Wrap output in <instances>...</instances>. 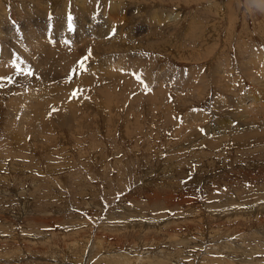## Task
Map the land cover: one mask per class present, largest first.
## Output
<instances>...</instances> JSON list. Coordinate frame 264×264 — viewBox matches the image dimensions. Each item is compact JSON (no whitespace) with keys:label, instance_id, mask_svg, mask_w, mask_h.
<instances>
[{"label":"rangeland","instance_id":"1","mask_svg":"<svg viewBox=\"0 0 264 264\" xmlns=\"http://www.w3.org/2000/svg\"><path fill=\"white\" fill-rule=\"evenodd\" d=\"M78 1L0 0V67L9 73L0 82V264H264V142L238 145L243 118L227 112L235 99L250 104L244 93L253 87L264 99L256 85L264 82V0L246 8L245 0ZM36 41L68 50L54 57L57 71ZM108 41L143 47L117 51ZM139 58L153 64L154 79L100 78L101 93L89 91L95 66L104 78L111 65L128 75ZM218 68L231 102L217 87ZM252 107L245 124L262 118L264 127V112ZM189 113L196 121L181 136ZM84 119L91 129H74ZM223 132L214 149L198 145Z\"/></svg>","mask_w":264,"mask_h":264},{"label":"bare ground","instance_id":"2","mask_svg":"<svg viewBox=\"0 0 264 264\" xmlns=\"http://www.w3.org/2000/svg\"><path fill=\"white\" fill-rule=\"evenodd\" d=\"M78 1V0H77ZM79 2V1H78ZM85 2V1H84ZM41 3V2H40ZM114 3H116V2H114ZM117 4V3H116ZM116 4H114V5H112L111 7H113L114 9L116 8ZM42 5V4H41ZM82 5V4H81ZM118 5V4H117ZM80 6V5H79ZM109 6V5H108ZM119 6V5H118ZM83 7H84V4H83ZM86 8V7H85ZM113 8H111V9H113ZM68 9V8H67ZM81 14V13H80ZM87 14V13H86ZM84 16V15H83ZM151 16V15H150ZM80 17H82V16H80ZM153 17L154 16H152L151 18L153 19ZM166 17H167V15H166ZM86 18V17H85ZM112 18V17H111ZM134 18V17H133ZM170 18V17H169ZM82 21V23L83 24H85V22H83V19L81 20ZM93 21V20H92ZM80 22V21H79ZM79 24H81V23H79ZM105 24V23H104ZM102 25V24H101ZM8 26V25H7ZM83 26V25H82ZM85 27V26H84ZM86 28V27H85ZM41 29V28H40ZM94 31V30H93ZM33 32V31H32ZM157 32V29H151L150 31H148V34L146 35L147 36V40H148V38L149 37H151V39H153L154 37L153 36H156V33ZM81 34V33H80ZM86 34V33H85ZM82 35H83V32H82ZM107 35V34H106ZM78 36V35H77ZM109 36V35H108ZM84 37V36H83ZM31 38H33V37H31ZM70 38V37H69ZM110 38V37H109ZM29 39V38H28ZM90 39V38H89ZM32 40V39H31ZM30 40V41H31ZM35 40V39H34ZM93 40V39H92ZM102 40V39H101ZM123 40V39H122ZM128 40V39H127ZM89 41V40H88ZM104 41V40H103ZM102 41V42H103ZM138 41V40H137ZM36 42H38V43H35V46L37 47V49H38V51L39 52H41V50H42V55H44V53H45V55L42 57V58H46L45 60H46V62H47V65L49 64V69L51 70H53V71H57L59 68H57L56 67V65H58V62L57 61H55V59H54V57H57V58H59V59H62V58H64L65 59V57H66V55L65 54H67L68 53V50L67 49H64V48H62V47H58V48H51V49H49L48 47H47V45H45V44H40V42L39 41H36ZM109 42V41H108ZM116 42V41H115ZM118 42V41H117ZM124 42V41H123ZM136 42V41H135ZM140 42H141V40H140ZM156 42H158L157 40H156ZM165 42V41H164ZM111 45L113 44V43H111V42H109ZM129 43V42H128ZM127 43V44H128ZM161 42H159V44H160ZM40 44V45H39ZM86 44V43H85ZM95 44V43H94ZM103 44V43H102ZM150 44H152V45H157V43H154V42H151L150 41ZM49 45V44H48ZM90 45H92V44H90ZM89 45V46H90ZM114 46H115V49L114 50H117V51H120V50H124V51H126L127 52V50H129L130 52H136V50L138 49V48H142L143 46L142 45H139V44H137V42L136 43H129L128 45H127V47H126V45L125 46H123V45H119V46H117V45H115V43L113 44ZM52 46V45H51ZM107 46H108V44H107ZM144 46H147L148 47V44H145ZM158 46H160V45H158ZM204 46V45H203ZM80 47V46H79ZM84 47H85V45H84ZM98 47H99V45H98ZM103 47H105V46H103ZM110 47V46H109ZM112 47V46H111ZM31 48V47H30ZM87 48V46L85 47V48H83V50L85 51V49ZM92 48H93V46L91 47L90 46V48L88 47V49H87V51H91L92 50ZM100 48V47H99ZM114 48V47H113ZM33 49V48H32ZM53 49H58V50H61V51H63V52H57V51H54ZM79 49V48H78ZM91 49V50H90ZM17 50V49H16ZM19 50V49H18ZM17 50V51H18ZM36 50V49H35ZM185 50V49H184ZM193 50V49H192ZM23 51V50H22ZM30 51V50H29ZM28 51V52H29ZM32 51V50H31ZM200 51V50H199ZM198 51V52H199ZM73 52V51H72ZM99 52V51H98ZM107 52V51H106ZM196 52V51H195ZM201 52V51H200ZM36 53V52H35ZM75 53V52H74ZM26 54V53H25ZM92 54V53H91ZM99 54H100V52H99ZM103 54V53H102ZM190 55H191V53H189ZM195 54H197V53H195ZM94 55H98V54H96V53H94ZM189 55V56H190ZM192 55H193V53H192ZM201 55V54H200ZM262 56H263V54H261ZM32 56H34V55H32ZM31 56V57H32ZM37 56H38V53H37ZM69 56H71V55H69ZM105 56V55H104ZM199 56V55H198ZM202 56V55H201ZM9 57V56H8ZM36 57V56H35ZM200 57V56H199ZM3 58H6V56L5 57H3ZM28 58V57H27ZM71 58V57H70ZM80 58V57H79ZM93 58V57H92ZM99 58V57H98ZM138 58V57H137ZM193 58V57H192ZM28 59H31V58H28ZM86 59V58H85ZM115 59V58H114ZM140 59V58H139ZM135 59L134 60V63H135V61H136V63H137V66L139 67V68H142V69H144V70H142V71H140V70H137L136 68H135V66H134V63L132 62V64H131V67H132V71H128L127 73H129L130 72V74H128V75H126L125 74V72L123 73V75L121 74L122 72L121 71H123V70H118V69H114V68H112V65H111V71H110V69L108 70V71H105V73L107 74V76H106V78H104V76H103V70H102V67H101V65L99 66V64H98V66H99V68L97 67V66H95V69L94 70H92L91 69V71H89L90 72V76H88L86 79H85V82H87L86 83V85H90V87H91V89L92 90H89L90 89V87L88 88V90L89 91H91V92H96V93H101L100 91H97L96 90V88H97V86L99 85V83H98V85L97 86H94V82L98 79V80H101L100 78H103V80H106V81H108V83H112V84H118V83H121V82H123V83H127V81L126 80H124L123 78L124 77H126V76H131V77H134V76H136V75H138L140 72H144V77H146L147 79L148 78H153L154 79V77L153 76H150L151 74H150V67H152L153 66V64H147L146 65V63L142 60V59ZM191 59V58H190ZM254 59V58H253ZM8 60V59H7ZM11 60H13V59H11ZM104 60V59H103ZM107 60V59H106ZM252 60V59H251ZM43 61V60H42ZM69 61V60H68ZM247 60H245V62H246ZM5 62V61H4ZM73 62V61H72ZM75 62V61H74ZM77 62V61H76ZM86 62V61H85ZM110 62V61H109ZM248 62V61H247ZM252 62V61H251ZM44 64H45V62H43ZM61 63V62H60ZM70 63V62H69ZM96 63V62H95ZM94 63V64H95ZM127 63V62H126ZM142 63H145V64H142ZM242 63H244L243 61H242ZM89 64H91V63H89ZM93 64V65H94ZM102 64V63H101ZM104 64H106V63H104ZM115 64V63H114ZM246 64V63H245ZM249 64V63H248ZM41 65V64H40ZM62 65V64H61ZM127 65H130V64H127ZM126 65V66H127ZM243 65V64H242ZM5 66V65H4ZM69 66H70V64H69ZM92 66V65H91ZM147 66H149L148 68H147ZM248 66V65H247ZM2 67H3V65H2ZM16 67V66H15ZM29 67V66H28ZM59 67H61L60 66V64H59ZM1 68V67H0ZM13 68V67H12ZM93 68H94V66H93ZM127 68V67H126ZM242 68V67H241ZM11 69V68H10ZM48 69V70H49ZM60 69H63V66L60 68ZM114 69V70H113ZM194 69V68H193ZM221 69V68H220ZM107 70V69H106ZM147 70V71H146ZM222 70V69H221ZM227 70V69H226ZM244 70V69H243ZM16 71V70H15ZM47 71V70H46ZM191 71V70H190ZM230 71V70H229ZM22 72V71H21ZM195 72V71H194ZM222 71H220L219 70V68L218 69H216L215 70V74H216V76H217V78H214L215 79V81H216V83H217V87H219V89L221 90V91H225V100H226V102H231V100H229V96H227L226 94L227 93H229V92H234V89L233 88H231V86L229 85V80H228V78L226 77L225 79L228 81V84L226 85V86H223L220 82L222 81L221 80V78H220V76L222 75V74H220ZM228 72V71H227ZM6 73L7 72H5L4 73V71H3V69L1 68L0 69V82L1 83H4L7 79H8V76L6 75ZM13 73V72H12ZM48 73V72H47ZM51 73V72H50ZM198 73V72H197ZM222 73H224V72H222ZM7 74H9V73H7ZM60 74V73H59ZM188 74V73H187ZM190 74V73H189ZM194 73H192V75H193ZM196 74V73H195ZM200 74V73H199ZM11 75V74H10ZM20 75V74H19ZM201 75V74H200ZM247 77H250L251 75H254V74H252V73H250V72H247ZM55 76V75H54ZM94 76H97V78L96 77H94ZM205 76V75H204ZM203 76V78H205ZM224 76V75H223ZM233 76V75H232ZM50 77V76H49ZM141 77V74L137 77V79H139ZM193 77V76H192ZM229 77V76H228ZM237 77V76H236ZM252 77V76H251ZM56 78V77H55ZM235 78V77H234ZM25 79H28L27 77H22V79H20V78H16V80H14L15 81V84H20V85H23V83L25 82ZM53 79V78H52ZM198 79V78H197ZM206 79V78H205ZM213 78H212V80H214ZM223 79V78H222ZM31 80V79H30ZM97 80V81H98ZM182 80V79H181ZM257 80V79H256ZM11 81V80H10ZM33 81V80H32ZM184 81V80H183ZM186 81V80H185ZM30 81H28V83H29ZM143 82V81H142ZM149 82V81H148ZM256 82V81H255ZM6 83V82H5ZM37 82H35V84H36ZM106 83V82H105ZM197 83V82H196ZM195 82H190L189 83V88H190V90H192L193 92H197V93H201V90L199 89V86H196L195 84H196ZM200 83V82H199ZM216 83H214V84H216ZM225 83V82H224ZM34 84V83H33ZM53 84V83H52ZM57 84V83H56ZM101 84V83H100ZM103 84V83H102ZM107 84V83H106ZM240 84V83H239ZM3 85V84H2ZM9 85V84H8ZM96 85V84H95ZM244 85V84H243ZM252 85V84H251ZM256 85H257V87L258 86H260V88L262 87V89L264 88V82H261L260 80L258 81V82H256ZM10 86H11V84H10ZM17 86H19V85H17ZM34 86V85H33ZM39 86V85H38ZM114 86V85H113ZM154 86V85H153ZM159 86H161V84H159ZM196 86V87H195ZM201 86V85H200ZM238 86V85H237ZM55 87V86H54ZM122 87V86H121ZM163 87V86H162ZM230 87V88H229ZM233 87V86H232ZM23 88V87H22ZM30 88V87H29ZM189 88H188V90H189ZM236 88V87H235ZM254 88V87H253ZM253 88H251V90L253 89ZM11 89H13V88H11ZM31 89V88H30ZM34 89V88H33ZM40 89V88H39ZM38 89V90H39ZM41 89H43L42 87H41ZM87 89V88H86ZM118 89H120V88H118ZM233 89V90H232ZM239 89V88H238ZM246 89V88H245ZM259 88H256V90H258ZM3 90V89H2ZM16 90V89H15ZM14 90V91H15ZM24 90H25V88H24ZM32 90V89H31ZM51 90V89H50ZM49 90V91H50ZM52 90H53V88H52ZM55 90V89H54ZM151 90V89H150ZM166 90V89H165ZM168 90H170V89H168ZM177 90H179V89H177ZM181 90V89H180ZM179 90V91H180ZM240 90V89H239ZM251 90H248L247 92H245L244 94L246 95V98H247V96H248V98H250L251 99V101H250V104H248L247 105V103H245V101L244 100H238V99H235L234 100V98H232V100H234V103H235V108L234 109H232V110H228L227 109V112H228V115H230L231 117H239V118H243L242 120H240V122H238V123H240V129H239V131L235 134V135H233V139H234V141L236 142V143H238V145H244V144H251V145H253V144H255L256 142H258V143H263L264 142V127L262 126V125H260V124H258L259 123V120H262V118H258L257 120L255 119V118H251V119H253L252 121H251V123L249 124V125H246L245 124V121H246V119H247V117L248 116H251V117H253L252 116V114L250 113L251 111H249L248 112V106H253L252 108H253V111H255L254 109H256V111L258 112V111H262V112H264V99H261L260 98V95H261V93L259 92V94L258 93H256V91L255 90H253V91H251ZM34 91H35V89H34ZM41 91V90H40ZM66 91V90H65ZM161 91V90H160ZM2 92V91H1ZM41 92H43V90L41 91ZM191 92V91H190ZM202 92H203V90H202ZM237 92V91H236ZM13 93H15V92H13ZM44 93V92H43ZM107 93H109V92H107ZM117 93H118V90H117ZM242 93V92H241ZM41 94V93H40ZM46 94V93H45ZM50 94V93H49ZM110 94V93H109ZM121 94V93H120ZM263 94H264V92H263ZM37 95V94H36ZM42 96H44L43 94H41ZM40 95V96H41ZM60 95H62V93L60 94ZM83 95V94H82ZM96 95H98V94H95V98H97L96 97ZM159 95V94H158ZM192 95V94H191ZM19 97H20V94L18 95ZM38 96V95H37ZM39 96V98H38V100L37 101H39L38 103H37V101L35 102H33L32 103V108H33V110H32V117H33V119L31 118V121L34 123V124H39V122H35L34 120L35 119H37L38 117H40V115L42 114L41 112V109L40 110H37V105H41V106H43V104H44V100L45 99H41L42 98V96L40 97ZM68 96V95H67ZM16 97V96H15ZM35 97V96H34ZM63 97V96H62ZM94 97V96H93ZM92 97V98H93ZM162 97V96H161ZM238 97V96H237ZM264 97V96H263ZM12 98V97H11ZM29 98V97H28ZM31 98V97H30ZM37 98V97H36ZM177 98H178V102H179V100H181L182 101V96H181V94H179V93H177ZM176 98V99H177ZM50 99V98H49ZM69 99V98H68ZM7 100H9V99H7ZM90 100H91V98H90ZM31 101V100H30ZM43 102V104H42V102ZM98 101V102H97ZM101 101L102 100H100L99 98H97L96 100H94V103L93 104H95V106H97L98 108H99V106H102L103 104L101 103ZM185 101H187V100H185ZM93 102V101H92ZM91 102V103H92ZM97 102V103H96ZM105 102V101H104ZM108 102V101H107ZM6 103V102H5ZM20 103V102H19ZM29 103V102H28ZM55 103V102H54ZM54 103H53V105H54ZM90 103V104H91ZM106 103V102H105ZM182 103V102H181ZM25 104V103H24ZM30 104V103H29ZM178 104V103H177ZM246 104V105H245ZM252 104H256L255 106L254 105H252ZM26 105V104H25ZM34 105H35V107H34ZM83 105V104H82ZM220 105L221 104H219V103H217V107H219L220 108ZM31 106V105H30ZM40 106V107H41ZM47 106V105H46ZM90 106V105H89ZM104 106H106V105H104ZM222 107V106H221ZM228 107V106H227ZM255 107H258V108H255ZM29 108V107H28ZM46 107H45V105H44V107H43V109H45ZM48 108V107H47ZM62 108V107H61ZM103 108H105V107H103ZM226 108V107H225ZM79 110V109H78ZM221 110V109H220ZM250 110V109H249ZM223 111V110H222ZM255 111V112H256ZM20 112V111H19ZM43 112H45V111H43ZM105 112V111H104ZM104 112H103V114H104ZM51 113V112H50ZM24 114H25V110H24ZM77 114V113H76ZM257 114V113H256ZM26 115V114H25ZM29 115V114H28ZM59 115V114H58ZM202 115V114H201ZM61 116V115H60ZM67 116V115H66ZM93 116V115H92ZM124 116H127V115H124ZM58 117V116H57ZM65 117V116H64ZM95 117V116H94ZM151 118H155V117H153L152 115H151ZM151 118H149V119H151ZM166 118V117H165ZM202 118H204V117H202ZM58 119H59V117H58ZM104 119H105V114H104ZM108 119V118H107ZM57 120V119H56ZM62 120V119H61ZM193 120H195L196 121V115H194V114H188L187 115V121H188V124L186 125L185 124V126H184V128H183V130L185 131L184 133H182V134H179L178 132H176L175 133V135H181V136H184V135H186V136H188L189 135V133H190V129L193 127ZM63 121V120H62ZM73 121H75V120H73ZM100 121V120H99ZM167 121V120H166ZM110 122V119H108L107 120V122L105 121V123H106V125L108 124ZM151 122H153V121H151ZM241 122L243 123V124H241ZM75 123H77V122H75ZM92 123V122H91ZM137 123V122H136ZM73 124V123H72ZM89 124H90V121H87V120H80L75 126H74V129H82L83 127H87V128H89L88 130H90L91 129V127H92V125L90 124V126H89ZM164 124V123H163ZM59 125V124H58ZM226 125V124H225ZM225 125H223V126H225ZM253 125V126H252ZM227 126V125H226ZM251 127H254V128H251ZM38 128V127H37ZM222 128H224V127H222ZM43 129H45V127H43ZM157 129V128H156ZM259 129H261V130H263V132L262 133H259ZM129 131V130H128ZM189 131V133H188V135L186 134L187 132ZM131 133V132H130ZM129 133V134H130ZM210 133H208V135H209ZM10 135V134H9ZM126 135V134H125ZM225 132H223V133H221V134H216V137L214 138V139H212V140H207V139H202V142L200 141L199 142V146H206V147H209V148H213L214 149V147H217V146H219V145H221V143H222V141L223 140H225L226 138H224L225 137ZM15 136V135H14ZM8 138V137H7ZM226 141V140H225ZM257 145V144H256ZM92 149V148H91ZM86 154V153H85ZM220 198V197H219ZM185 241V239L183 238V239H181V238H177V240H176V242L177 243H181V245L182 244H185L186 245V242H184ZM112 255V254H111ZM131 256V255H130ZM137 259V258H136ZM133 260V259H132ZM135 261V259L133 260V262ZM131 264H132V262H131Z\"/></svg>","mask_w":264,"mask_h":264},{"label":"snow or ice","instance_id":"3","mask_svg":"<svg viewBox=\"0 0 264 264\" xmlns=\"http://www.w3.org/2000/svg\"><path fill=\"white\" fill-rule=\"evenodd\" d=\"M72 27H73V25H72V19H71V16H69L68 17V29H69V31L72 30ZM74 95H75V93H74Z\"/></svg>","mask_w":264,"mask_h":264},{"label":"clouds","instance_id":"4","mask_svg":"<svg viewBox=\"0 0 264 264\" xmlns=\"http://www.w3.org/2000/svg\"><path fill=\"white\" fill-rule=\"evenodd\" d=\"M244 7L246 8V0H245V3H244ZM259 12L264 13V9L260 10ZM249 14H252V13L249 11Z\"/></svg>","mask_w":264,"mask_h":264}]
</instances>
